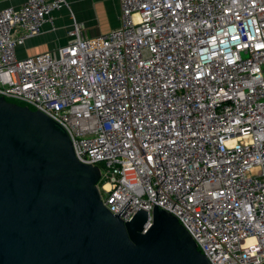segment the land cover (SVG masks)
<instances>
[{"label": "built area", "instance_id": "built-area-1", "mask_svg": "<svg viewBox=\"0 0 264 264\" xmlns=\"http://www.w3.org/2000/svg\"><path fill=\"white\" fill-rule=\"evenodd\" d=\"M118 26L16 51L66 0L0 10V97L66 133L125 223L170 214L210 264H264V0H117ZM81 29V30H80Z\"/></svg>", "mask_w": 264, "mask_h": 264}, {"label": "water", "instance_id": "water-1", "mask_svg": "<svg viewBox=\"0 0 264 264\" xmlns=\"http://www.w3.org/2000/svg\"><path fill=\"white\" fill-rule=\"evenodd\" d=\"M98 169L66 133L0 97V264H210L170 214L121 222L101 204Z\"/></svg>", "mask_w": 264, "mask_h": 264}, {"label": "crops", "instance_id": "crops-1", "mask_svg": "<svg viewBox=\"0 0 264 264\" xmlns=\"http://www.w3.org/2000/svg\"><path fill=\"white\" fill-rule=\"evenodd\" d=\"M24 0H0V10L4 8H18ZM64 7L51 14L52 27L45 24L32 38L26 40L17 49L19 58L34 56L42 52H53L56 48L66 45V32L71 28L72 19L82 24V37H93L107 33L118 26L117 0H66ZM99 13L103 15L104 25L98 28Z\"/></svg>", "mask_w": 264, "mask_h": 264}, {"label": "rangeland", "instance_id": "rangeland-1", "mask_svg": "<svg viewBox=\"0 0 264 264\" xmlns=\"http://www.w3.org/2000/svg\"><path fill=\"white\" fill-rule=\"evenodd\" d=\"M103 15L104 14H101V13H99V16H100V21H99V24H98V28H100L101 26H104V25H107L108 24V22H106V23H104V21H103ZM108 25H110V24H108ZM82 29V30H81ZM80 30H81V32L83 31V28H81ZM86 31L84 30V32H82V33H84V34H86L85 33ZM81 33V34H82Z\"/></svg>", "mask_w": 264, "mask_h": 264}, {"label": "trees", "instance_id": "trees-1", "mask_svg": "<svg viewBox=\"0 0 264 264\" xmlns=\"http://www.w3.org/2000/svg\"><path fill=\"white\" fill-rule=\"evenodd\" d=\"M9 102V101H8ZM13 103V102H12ZM15 104H17V105H20L21 106V104L20 103H15Z\"/></svg>", "mask_w": 264, "mask_h": 264}]
</instances>
